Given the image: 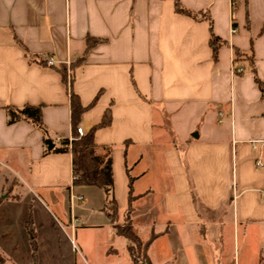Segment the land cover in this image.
<instances>
[{"label": "crops", "instance_id": "obj_1", "mask_svg": "<svg viewBox=\"0 0 264 264\" xmlns=\"http://www.w3.org/2000/svg\"><path fill=\"white\" fill-rule=\"evenodd\" d=\"M176 1L206 17L178 13ZM234 1L235 12L232 0H0V169L57 209L66 195L75 264L100 261L86 234L106 264H136L107 216L73 224L77 202L104 213L105 194L73 185L71 153L44 154L46 140L55 148L77 128L86 135L108 110L94 141L102 156L111 149L121 222L132 179L148 264H264V0ZM212 33L224 41L217 61ZM88 39L99 42L73 69ZM71 91L85 108L76 120ZM25 106L42 108L46 135L8 124L7 107ZM43 227L32 225L35 258L49 249Z\"/></svg>", "mask_w": 264, "mask_h": 264}, {"label": "rangeland", "instance_id": "obj_2", "mask_svg": "<svg viewBox=\"0 0 264 264\" xmlns=\"http://www.w3.org/2000/svg\"><path fill=\"white\" fill-rule=\"evenodd\" d=\"M27 191L23 183H13L10 172L0 169V256L6 258L7 264H75L79 257L78 242L69 230L62 227L70 224V202L66 195L60 197L61 203L57 209L46 201H40L44 199L38 193L29 194ZM75 206L78 216L73 224L106 225L104 213L88 206L84 208L79 202ZM29 225H44L40 240H44V246L49 249L39 258H35L31 245V238L35 234L30 232L32 226ZM82 240L100 257L98 264H106L100 256V240L95 241L89 234ZM55 249L58 253L53 255L51 251L55 252ZM134 251L138 253L137 248Z\"/></svg>", "mask_w": 264, "mask_h": 264}, {"label": "trees", "instance_id": "obj_3", "mask_svg": "<svg viewBox=\"0 0 264 264\" xmlns=\"http://www.w3.org/2000/svg\"><path fill=\"white\" fill-rule=\"evenodd\" d=\"M176 11L180 14L189 15L194 19H202L206 17L205 14H196L186 10L180 5L178 1H176ZM98 42L99 40L94 39L87 40L86 53L76 62L73 69L84 63L88 51L96 44H98ZM223 44L224 41L216 37L213 33L211 34L210 45L212 47L214 61H217L218 52ZM236 55H239L238 51H236ZM251 63L253 64V59ZM256 82L259 85L262 94L264 95V84L257 77ZM70 97L72 103L73 118L74 120H76L79 119L85 108L82 107L79 98L74 95L72 91L70 93ZM6 111L8 115L9 125L17 123L19 121H28L32 123L38 130L43 132L44 135L47 134V129L42 119L41 107L25 106L21 109L7 107ZM111 122L112 115L108 110L106 111L101 123L98 126L94 127L88 134L79 136L76 129L74 133V140L72 142H69L67 139L62 140L58 146H56L51 151L46 150L44 154H48L51 152L71 153L73 165V185L75 187H97L103 190L105 194V204L103 212L109 218L111 225L115 229L117 235L126 238L134 245L129 248L133 261L136 264H148L147 248L149 247V243H151L152 241L145 244L142 243L141 239L136 234L132 224L131 214L134 201V196L132 194V179H130L128 187V209L125 212L123 220L121 222L117 201L114 195L112 152L110 148H106V155H100V147L96 145L94 141L95 131L100 128L110 126ZM167 128L168 131L172 133L171 129L169 127ZM29 226L31 227L32 225ZM30 232L34 233L31 228ZM151 240H153V238ZM31 244L34 248V251H36L37 246L34 242V237L31 239ZM134 248H137L138 253H135ZM0 264H3L1 259Z\"/></svg>", "mask_w": 264, "mask_h": 264}, {"label": "built area", "instance_id": "obj_4", "mask_svg": "<svg viewBox=\"0 0 264 264\" xmlns=\"http://www.w3.org/2000/svg\"><path fill=\"white\" fill-rule=\"evenodd\" d=\"M231 7H232V12H235L236 10H237V4H236V2L234 1V0H232V2H231ZM237 32V29L233 26L232 27V34H235ZM46 62H47V64L49 65V66H54L55 65V62H54V60L53 59H47L46 60ZM243 69L242 68H234V73H236V74H241V73H243ZM77 133L79 134V136H83L84 135V133H83V129L82 128H77ZM60 140V139H59ZM74 140V138H70V139H68V141L69 142H72ZM263 165H262V163L261 162H259L258 163V167H262ZM263 198H264V191H263ZM71 200L73 201V200H77V201H83L84 200V197L83 196H71ZM75 220V219H74ZM73 220V221H74ZM75 246V245H74Z\"/></svg>", "mask_w": 264, "mask_h": 264}, {"label": "water", "instance_id": "obj_5", "mask_svg": "<svg viewBox=\"0 0 264 264\" xmlns=\"http://www.w3.org/2000/svg\"><path fill=\"white\" fill-rule=\"evenodd\" d=\"M195 138H198L197 134L192 135ZM48 150L51 151L54 148V143L51 140H46Z\"/></svg>", "mask_w": 264, "mask_h": 264}]
</instances>
